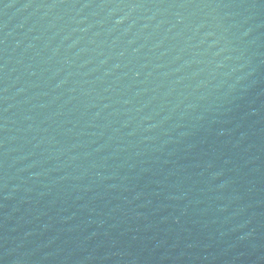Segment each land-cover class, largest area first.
<instances>
[{"label": "water", "instance_id": "95a60500", "mask_svg": "<svg viewBox=\"0 0 264 264\" xmlns=\"http://www.w3.org/2000/svg\"><path fill=\"white\" fill-rule=\"evenodd\" d=\"M0 264H264V0H0Z\"/></svg>", "mask_w": 264, "mask_h": 264}]
</instances>
